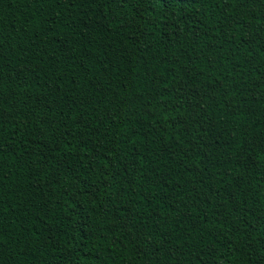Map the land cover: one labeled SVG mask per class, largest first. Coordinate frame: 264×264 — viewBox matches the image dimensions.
I'll use <instances>...</instances> for the list:
<instances>
[{"label": "trees", "instance_id": "1", "mask_svg": "<svg viewBox=\"0 0 264 264\" xmlns=\"http://www.w3.org/2000/svg\"><path fill=\"white\" fill-rule=\"evenodd\" d=\"M0 264H264V0H0Z\"/></svg>", "mask_w": 264, "mask_h": 264}]
</instances>
